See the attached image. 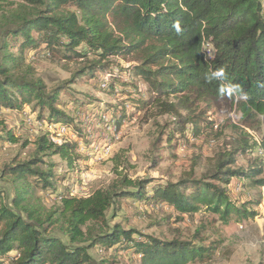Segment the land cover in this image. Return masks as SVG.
Listing matches in <instances>:
<instances>
[{"label": "trees", "instance_id": "obj_1", "mask_svg": "<svg viewBox=\"0 0 264 264\" xmlns=\"http://www.w3.org/2000/svg\"><path fill=\"white\" fill-rule=\"evenodd\" d=\"M25 1L8 9L0 3V106L21 110L31 105L37 112L36 119L60 123L76 136L57 144L49 140V133L40 132L34 141L36 155H57L67 172H78L77 161L87 159L78 152L79 140L88 138L80 121H76L78 117L59 107V93L64 88L46 92L42 79L34 78L31 67L23 64V48L42 49L48 56L60 54L65 59L70 58L69 54H95L98 60L76 72L72 81L93 79L97 73L109 76L105 87L98 86L120 102L105 109L112 110L117 128L128 115L122 105L134 108L141 103L144 107L149 102L155 114L168 115L174 127L182 125L183 130L187 124L192 125L194 135L203 133L198 124L208 120L205 116L212 107L228 103L239 113L244 129L240 128L231 149L224 145L213 168L201 178L189 172L177 181L132 179L117 173L118 180L87 196L71 194L68 184L56 193L59 204L45 211L31 203L32 191H55L56 183L65 180L66 175L55 174L53 165L40 168L38 164L43 162L36 155L6 165L2 173L10 176L15 195L12 207L0 206V264H94L88 253L93 247L109 252L96 264H114L122 250L138 254L140 264H187L209 258L217 248L216 242L162 240L120 224L109 227L106 211H116L122 200L130 199L146 204L161 202L179 214H193L203 207L219 214L225 222L233 215L244 219L256 214L243 203L232 201L225 187L233 177L247 187L264 185V179L255 178L262 173V159L249 171L233 167L236 158L250 152L255 144L264 152V0ZM176 22L182 29L179 33L173 27ZM12 48L18 54L12 53ZM119 55H130L136 62L119 69L110 60ZM220 69L222 78H209ZM122 74L127 80L116 86V93L115 81ZM133 77L143 81L145 88L134 91L126 87ZM120 93L124 97H119ZM199 102L205 108L195 113ZM87 103L74 99L70 108L81 111ZM95 116L98 124L105 122L100 110ZM164 127L155 144L165 142L173 149L171 131L162 141ZM246 128L262 130L258 142ZM2 131L0 144L17 141L10 129L2 127ZM160 161L161 156H157L154 164ZM2 195L0 190V199ZM55 224L67 243L47 233Z\"/></svg>", "mask_w": 264, "mask_h": 264}, {"label": "rangeland", "instance_id": "obj_2", "mask_svg": "<svg viewBox=\"0 0 264 264\" xmlns=\"http://www.w3.org/2000/svg\"><path fill=\"white\" fill-rule=\"evenodd\" d=\"M0 3L4 9H8L26 1L2 0ZM11 52L18 54L16 48H12ZM22 54L24 55L23 64L31 67L34 78L42 79L46 92L64 88L63 92L59 93L60 109L75 115L70 108L74 99L81 98L86 103H93H87L89 105L81 109L88 117L86 120L91 118V121H82V117L76 119L84 127L82 128L88 138V141L79 140L78 152L87 159L77 161L78 172H67L65 163L57 155L49 152L36 155L34 141L42 131L37 128L35 120L37 112H33L31 105L24 106L21 110L0 106V136L3 135L2 127H4L6 130L10 129L17 140L0 144V190L3 194L0 206L12 207L11 200L15 195L10 176L3 174L2 169L6 165L28 161L34 155L42 159L43 163L38 164L40 168L47 169V165H53L52 171L55 174L66 175L65 180L56 183L55 191L39 189L32 191L31 203H36L40 211H45L59 204L60 200L56 193L62 191L68 184L71 185V194L87 196L93 190L105 188L118 180L120 175L117 173L132 179L177 181L184 173L189 172L193 177L201 178L213 168L224 145H228L231 149L239 138L240 128L244 129L235 107L223 103L212 107L207 112L205 117L207 121H211V124H206L207 121L199 122L198 127L203 133L195 135V140L190 142L184 135L182 125L174 127L168 115L155 114L156 109L153 104L146 102L147 104L143 107L140 103L134 108L131 106L132 109L129 111L125 110L128 115L125 116L127 118L119 128V137L116 142L111 143L109 151L104 153L102 147L106 141L101 136L103 131L105 132L103 123L98 124L97 117L91 115L89 109L93 111L95 109L94 115H96L99 110L103 113L109 105H114L118 101L98 86L106 75L97 73L93 79L82 77L72 81L76 72L87 67L90 62L97 61L98 57L93 53H87L85 57L69 54L70 58L65 59L60 54L48 56L42 49L33 51L27 48H23ZM110 60L118 65L119 69L136 62L130 55L114 56ZM122 80V78L117 79L115 86H121ZM130 80L126 87L134 91L138 87L145 88V83L139 78L133 77ZM122 93L129 94L127 90H122ZM119 97L124 95L120 93ZM122 107L124 108L123 105ZM203 108L205 104L197 103L195 113ZM185 113L182 111L183 115ZM107 114L104 112L106 117H108ZM163 126L165 130L162 141L166 140L167 133L171 131V143L175 145L173 149L168 148L165 142L160 145L155 144ZM260 128L255 130L246 128L247 134L253 138V141L259 140L262 132ZM61 135V138L66 135L76 138L69 130L67 134ZM210 139H214L212 145H208ZM180 142L186 144L182 150L177 147ZM257 147L258 144H255L250 152L239 155L233 167L249 171L251 166L259 165L258 160L262 159V173L255 178L264 179V158L257 153ZM98 154L101 156L97 157ZM157 156H161V161L154 164ZM225 188L232 201L237 205L243 203L247 209L255 211L256 214L244 219H237L233 215L225 222L219 214L203 207L193 214H179L172 207L161 202L146 204L124 199L118 210L113 211L110 208L106 211V223L109 227L120 224L125 229H134L162 240L181 239L197 244L217 243L216 250L209 258L196 259L187 264H264V185L247 187L242 185L241 179L233 177ZM248 201H250L249 204H247ZM1 229L2 223H0ZM47 233L67 243V237L57 224L50 226ZM88 253L94 264L98 263L105 254H109L108 251L101 252L95 247L89 249ZM114 264H140V256L131 250H122L117 253Z\"/></svg>", "mask_w": 264, "mask_h": 264}, {"label": "built area", "instance_id": "obj_3", "mask_svg": "<svg viewBox=\"0 0 264 264\" xmlns=\"http://www.w3.org/2000/svg\"><path fill=\"white\" fill-rule=\"evenodd\" d=\"M121 78L123 79V80H127V76L124 74V76H123V74L121 75ZM108 80H109V76L108 75H106L105 76V79L104 80H102L100 83H99V86L100 87H105L106 86V84H107V82H108ZM141 89H143L142 87H141ZM114 90L116 91V93H118L117 92V87L115 86L114 87ZM124 106V108H125V110L126 111H129L130 109H132V107H131V105H129V104H124L123 105ZM90 111L89 112H91V115L93 114V116H95L94 115V111H95V109H94V111H93V109H89ZM108 111H110V113H108ZM104 112H105V114H107L108 115V117H106L105 115H104ZM103 113L102 112H100V116L102 117V119L105 121L104 123H103V127H104V130H105V132L103 131V135H101L102 137H103V139L106 141L103 145V147H102V150H103V152L104 153H106V152H108L109 151V149H110V147H111V143H114V142H116V140L118 139V137H119V128L121 127V125H120V127L119 128H117V126H116V124H115V122L112 120L113 118H112V115H113V112H112V110H106V111H104ZM74 113H75V116L76 117H78V118H80V117H82V121L84 120V121H91V118H89V120H86L88 117H87V115H85L84 114V112L83 111H74ZM36 118V117H35ZM36 121H37V128L38 129H40V130H42V131H40V132H46V133H49V135H48V138H49V140L50 141H52L53 143H57V144H60L62 141H64L65 140V138H68V136L66 135V136H64L63 138H61V134L62 133H65V134H67L68 133V130L69 129H67L66 127H64L62 124H60V123H56V122H48L45 118H41V119H35ZM81 120V119H80ZM101 125V124H100ZM216 126V125H215ZM192 129H193V127H192V125H190V124H187L186 126H185V128H184V135H185V137L190 141V142H193L194 140H195V138H196V136L192 133ZM70 131V130H69ZM73 134V133H72ZM74 135V134H73ZM75 136V135H74ZM76 137V136H75ZM258 142V141H257ZM214 143V139H210L209 140V142H208V145H212ZM177 147H179V149L180 150H182V148H185L186 147V144L184 143V142H180V143H178V145H177ZM104 153H101V154H104ZM257 153L260 155V156H263V158H264V152L261 150V148L259 147V145H258V147H257ZM98 156H101V155H97V157ZM99 159V158H98Z\"/></svg>", "mask_w": 264, "mask_h": 264}, {"label": "clouds", "instance_id": "obj_4", "mask_svg": "<svg viewBox=\"0 0 264 264\" xmlns=\"http://www.w3.org/2000/svg\"><path fill=\"white\" fill-rule=\"evenodd\" d=\"M173 27L175 28L176 32L179 33L182 31V29L180 28L179 22H176ZM223 76V69L217 70L215 72H212L210 75V79H217V78H222ZM236 90H239V86H235ZM246 98V97H245Z\"/></svg>", "mask_w": 264, "mask_h": 264}]
</instances>
